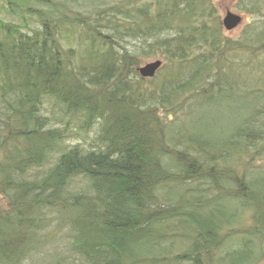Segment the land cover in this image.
<instances>
[{
    "label": "trees",
    "instance_id": "16d2710c",
    "mask_svg": "<svg viewBox=\"0 0 264 264\" xmlns=\"http://www.w3.org/2000/svg\"><path fill=\"white\" fill-rule=\"evenodd\" d=\"M23 1L0 17V264H264V0L236 3L239 39L214 0Z\"/></svg>",
    "mask_w": 264,
    "mask_h": 264
},
{
    "label": "rangeland",
    "instance_id": "374dc122",
    "mask_svg": "<svg viewBox=\"0 0 264 264\" xmlns=\"http://www.w3.org/2000/svg\"><path fill=\"white\" fill-rule=\"evenodd\" d=\"M19 5L18 7L15 8L14 10V3H10L8 4L7 0H0V17L7 21V22H16L19 23V20H22V16H28V12L27 10V4L26 2H24L23 0H15ZM53 3L57 4V2H61V0H52ZM119 0H78L77 5H75L77 8H80V10L83 11V13L88 12V10L92 7V6H103L105 4H112V3H116ZM238 0H214V4L216 6V10L218 12V15L220 17V20L222 22L224 16L226 15L227 12H233L235 14H238L241 16L242 21L240 22V24L235 27L234 29L228 31L226 30L224 27V31L226 33L227 36L233 37V38H240L241 33L243 32L244 27L246 26L247 23H249L250 21H253L256 16H250L247 14H244L243 12L239 11L237 9V3ZM13 6V9H11L10 7ZM26 6V7H25ZM36 6L37 7H42V4H39L36 2ZM44 10H51L53 12V9H51L50 7L44 5L42 7ZM14 10V11H13ZM223 26V24H222ZM156 60V58H151V59H147L145 60L143 63H141V66H144L146 63L151 62ZM158 60H162V59H158ZM163 62V61H162ZM249 216V213L246 214L245 218L247 219ZM57 248L62 249L64 247V243L62 242H58L57 243ZM53 251V250H51ZM51 257L48 256H38V258H34L31 260L26 261L24 264H52V260L50 259Z\"/></svg>",
    "mask_w": 264,
    "mask_h": 264
},
{
    "label": "water",
    "instance_id": "95a60500",
    "mask_svg": "<svg viewBox=\"0 0 264 264\" xmlns=\"http://www.w3.org/2000/svg\"><path fill=\"white\" fill-rule=\"evenodd\" d=\"M242 18L240 15L233 12H227L222 20L223 27L230 31L237 27ZM162 65V60H154L146 63L144 66L138 68V71L142 77L152 78L155 76L156 72Z\"/></svg>",
    "mask_w": 264,
    "mask_h": 264
}]
</instances>
